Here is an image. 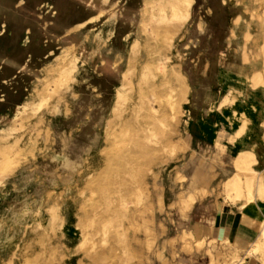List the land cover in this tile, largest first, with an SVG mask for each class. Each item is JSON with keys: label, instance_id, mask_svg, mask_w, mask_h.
Here are the masks:
<instances>
[{"label": "rangeland", "instance_id": "obj_1", "mask_svg": "<svg viewBox=\"0 0 264 264\" xmlns=\"http://www.w3.org/2000/svg\"><path fill=\"white\" fill-rule=\"evenodd\" d=\"M18 1L0 0V120L4 114L7 121L13 116L17 104L23 100L32 101L42 93L45 82L56 72L53 66L54 58L61 48L71 43L74 44L72 48L78 56L77 61L71 60L75 64L77 82L68 81L61 86V96L54 95L50 99L56 104L55 111L53 108L48 110L47 107L38 110L44 117L39 133L25 126L11 136L0 138V166L6 161L5 169L1 171L5 175L0 177V264H36V261L37 264H120L119 257L123 259L122 264H180V259L190 261L186 255L187 248L191 255L202 254L197 257V262L206 261L204 237L196 235L192 228L190 238L185 239L180 234L182 228L196 222V219H189L196 211L193 203L202 201L213 192L217 193L216 181L220 177H216L218 170L230 162V154L235 151L236 144L246 137V133L250 134V138H256L259 154L264 149L259 124L260 114H263L261 107H264L263 85H251L250 72L247 71L251 56H248L249 59L241 57L236 43L239 39L234 38L233 44H227L225 41L229 17L235 7H240L242 2L247 0H238L237 3L236 0H194L190 19L185 25L187 30L183 29L174 37L168 55L170 62H181L182 70L188 76L191 86L190 109L192 118L196 117L198 121L195 124L193 121L190 125L197 126L190 147L184 152H178L171 159L167 158L170 156L169 152L162 147L161 142L173 137L169 133L173 124L176 128H180L181 124L169 120L155 122V126L160 127V130L155 128L160 137L155 134L156 137L143 138L139 128L144 119H140L141 113H137L132 105L139 88L138 70L133 71L134 75L132 73L127 76L131 80V87L127 92L129 99L121 107L122 113L112 117L109 101L106 99L109 94L101 97V92L108 93L109 84L120 77V71L125 65L127 44H130L138 33L143 36L141 40H144V34L139 32L143 0H23L21 5H18ZM16 8L18 12L13 16ZM113 13L114 17L111 16ZM247 14H243V19ZM89 17L93 18L85 25L69 27ZM199 18H204L210 25L203 33L198 32L196 28ZM109 28H113L112 36L103 45L96 47L94 34L100 30L102 37ZM126 32L132 34L129 43L123 39ZM255 42L259 44L261 41L256 38ZM117 53L120 57H117ZM137 55L140 60L145 58L143 46ZM116 57L118 61L114 63ZM217 66L221 67L218 81ZM98 76L103 79L102 86H97L95 82ZM149 81L151 82V79L146 84H149ZM69 86L77 89L74 99L68 94ZM221 88L226 91L225 95L228 93L232 98V102L225 106L208 101V97L217 95L216 92L221 91ZM248 96L249 100H246ZM253 100L259 105L253 104ZM68 103L72 107L70 104L68 106ZM249 115H252L254 120ZM34 118L35 115L30 116L32 120ZM2 124L0 123V126ZM46 128L49 134L46 133ZM121 129L127 131L122 135L120 143L114 141L113 134ZM17 134L20 135L16 145L19 150L16 152L15 148L7 145L12 143L13 135ZM77 137H80V143H83L79 154L84 158L88 152L84 166H80V172H75V166L82 163V157L74 164L69 161L73 147H76L74 144L78 142L75 141ZM91 137L96 138V148L92 145ZM130 137H133V140ZM250 144L251 142L246 146ZM100 148L103 150L99 151ZM153 148L158 149L157 153L149 152ZM192 148L194 155L190 158ZM202 155L211 157L209 169L214 168L210 171L207 169L206 175L213 177V181L188 187L187 177ZM151 159L153 163L150 164ZM181 165H184L183 168ZM176 167L185 174L186 179H177L174 183L170 180V174ZM159 169L160 173H155ZM134 176L139 178L138 181H135ZM187 187L191 195L195 196L192 202L191 195L182 192L176 194L178 190ZM118 207L126 208L127 213L119 215L116 211ZM140 214L144 217L142 222ZM113 220L120 221L126 234L121 244L114 242V233L110 234L111 231L114 232L115 227L108 224ZM183 223L185 225H182ZM105 229H110L108 233L111 236L107 234V240L102 243V232ZM145 230H150V240L147 242ZM199 238H202L201 244H198ZM38 243L43 244L42 247ZM43 246H46L48 252L45 249L40 250ZM123 248L132 251V254H122ZM89 252L94 253L96 259L90 260L87 255ZM45 253L50 255H44ZM104 254L113 255V258L111 256V259L106 258L100 262L99 259Z\"/></svg>", "mask_w": 264, "mask_h": 264}, {"label": "bare ground", "instance_id": "obj_2", "mask_svg": "<svg viewBox=\"0 0 264 264\" xmlns=\"http://www.w3.org/2000/svg\"><path fill=\"white\" fill-rule=\"evenodd\" d=\"M22 1L23 0H19L18 1V5H21V2ZM237 2H239V1L236 0L235 3H237ZM13 3H14V1L12 2V4ZM143 3H144V7H143V10H142V19H141V23H140L139 32H140V34L141 33L144 34V40L143 41L141 40L143 38V36L139 35V33L135 37L132 36L133 37V40L131 41L130 44H127V55H126L125 65H124V67L122 66L123 69L120 71V77H119V79L116 80L115 82L111 83V85L109 84L110 91L108 93L107 92H104V91H102V92L100 91V92H101V97H103V98H104V96H106V94H107V96L109 94V96L106 99H107V102L109 101V108H110V112H112V117H113V115L114 116L115 115H119L120 113H122V112H120V110H121L122 105H124L123 103H126L127 100L129 99V95H127V92L130 90L131 80H130V78H127V76H131V74L133 73V71L138 70L139 71V78H140V79L138 78L139 79V88H138V90L136 92L137 93V96L135 97V101H134V103L132 105L135 108V111L137 113H138V111H139V113H141V115H142L143 118L141 117L140 119H144V121L142 123L143 125L142 126L139 125L140 126V128H139L140 131L139 132H142L141 134H143V136H144V137L143 136L142 137L143 138H146V139H149L151 136L154 137L155 134L157 136H159V133L158 134L156 133V129L155 128H157V127L155 126V122H159L160 123L162 121L169 120V121L175 122L176 124L177 123L181 124V127L180 128H176V126L173 124L172 128L169 130V133H171V135H173V137L167 138V139H165L164 142H161L162 147H165L168 150V152H169L168 155H170V156L167 157V158L168 159H171L173 156H175L176 154H178V152H184L188 147H190V141L192 139V134L189 131L190 129L188 128V126L190 127L192 110L190 109L189 93H190V90H191V86H190V82L188 80V76H187L186 72L184 73V71L182 70L181 62L180 61L170 62V56L168 55V51L171 49V46H172V42L174 40V37L175 36H178L182 32V30L185 29V25H186L187 21L190 19V12H191V8L193 6L194 0H143ZM17 8L14 10L15 12L12 13L13 16L14 15L16 16V14L18 12L17 11ZM245 12H247L248 14H247L246 18L243 19V14ZM5 14H6V12H5ZM111 16L114 17L115 14L113 13ZM92 18L93 17H89L86 20H83V21H80V22H76V23H74L72 25V28H74V27H81V26L85 25ZM229 18H230V21H229V25L227 24L228 25V30H227V34L225 36V41H226L227 44H229L230 42L232 43V40L234 38L235 39H237V38L239 39V41H237L236 43H237V48H238V50L240 52L241 57L242 58L245 57L246 59H249L250 57H248V56H251V58L248 61L249 62V68L247 70V71L250 72L249 73V75H250L249 76V79H250L251 85L254 86L256 84H261V85H263V88H264V0H247L245 3L242 2V5L240 7L237 6V7L234 8L233 13L231 14V16ZM207 22L208 21L204 20V18H199V20L197 21V23H196L197 26L196 27H197V30L200 33L201 32H204ZM107 27H109V26H107ZM92 28H94V27H92ZM185 30H187V29H185ZM100 33H101L100 30H98V32H96V34H94V38H95V40L97 42V43L95 42L97 44L96 47H98L99 45H103L106 42V40L109 39L110 36H112V34L114 32H113V28H109L102 37H101ZM122 34H124V33H122ZM1 35H2V33H1ZM131 35H130V32H126L123 35V39L126 40V43H129L128 40L130 39V36ZM87 36L88 35H86L85 37L87 38ZM89 36H90V34H89ZM182 36H184V34H182ZM63 37H65V36H63ZM181 38H179V39H181ZM256 38L260 39L261 42H259V44H257V42H255V39ZM4 39H5V36H4ZM88 39H86V40H88ZM3 42H5V41H3ZM57 44H59V43H57ZM2 45H5V44H2ZM73 46H74L73 43H71L69 45H66L65 47L61 48L60 53L58 55H56V57L54 58L55 59V62H54V64L52 63L53 66H55V71L56 72H55V74L51 75V77L49 78L48 81L45 82L43 91H42V93L40 95H37V97L35 99H33L32 101H26V100L24 101L23 100V102L17 104L16 107H15V111H14L13 116L10 119H8L7 121H6L5 115L4 114L1 115L0 123H3V124L0 126V138L11 136L12 134H14V132H16L17 130H19L20 128L25 127V126L28 127V128L34 129V130L37 131V133H39L40 128H41L40 125H41L42 119L44 117H43V113L40 112V111H38V110H40L41 107H47V109L48 108H53L54 111H55L56 110V104H53L50 101V99L54 95H56L57 97H60L61 94L59 95V93L62 90L61 89V86L62 85H65L68 81L77 82V79L75 78V73H74L75 72V68H74V65L75 64L71 60L72 59H75V61H77L78 60V56L74 53L75 51H73V48H72ZM77 46H79V45H77ZM141 46L144 47V52H145V58L143 60H140L139 56L137 55V52L141 49ZM184 48L186 49V47H184ZM100 52H101V49H100ZM177 54H178V50H176V55ZM2 55H4V54H1V56ZM117 57H120V55L118 53H117ZM117 57L115 58L114 63H117V61H118L117 60ZM219 62H220V60H219ZM219 62H218V66H219ZM76 65H77V63H76ZM218 66H217V73H216V79H217L216 81L219 80V76H220L219 73L221 71V69H220L221 67L219 68ZM243 66H244V64H243ZM205 68H206V66H205ZM224 71H225V69H224ZM133 75H134V73H133ZM157 76H159V78H157ZM244 76H245V74H244ZM150 79H151V82L149 81V84H146L147 81L150 80ZM95 82L97 83V86H99V85L102 86L103 85V79H102V77L101 76H98V78H96ZM262 90L264 91V89H262ZM68 91H69L68 94L70 93V95H71V97L73 99L76 98V96H77V89L75 90L74 88H72V87L70 88V86H69V90ZM79 92H80V90H79ZM225 92L226 91H223V89L221 88V91L216 92L217 95L209 96L208 97V101L215 102L218 106H223V105L225 106L227 103L232 102V98L228 95V93H226V95H225ZM6 99H7V97H6ZM246 100H249V96L247 97ZM0 101H2V100H0ZM69 104L70 103H68V106H69ZM70 106H71V104H70ZM261 109H262L263 114L262 115L260 114L259 124H260V129H261L262 141H263V144H264V107L263 108L261 107ZM5 111H7V110H5ZM31 115L32 116L35 115V118L33 119L34 121L32 119H30V116ZM68 116H69V114H68ZM110 118L111 117H109V120H110ZM129 118H131V117H129ZM134 120H135V114H134ZM130 121H132V120H130ZM109 123H111V121ZM109 123H108V127H109ZM130 123L132 125V122H130ZM156 125L158 126L159 124L157 123ZM82 128H84V127H82ZM104 128H106V127L104 126ZM130 128H131V126H130ZM158 128L160 130V127H158ZM105 130H104V132H105ZM134 130H135V128H134ZM45 131H46V133H48V128H46ZM126 131L127 130H125V129H123V130L121 129L120 132L116 133L115 135L113 134L114 141L115 140L116 141H120V139L122 138V135ZM162 131H163V129H161L160 132H162ZM136 132H138V131H136ZM76 133H77V131H76ZM90 134H92V133H90ZM19 135L18 134L17 135H13L14 140L12 141V143H10V144L7 145L10 148H15L16 152L19 150V148L16 147L17 141L19 139ZM134 135L135 134H133V136ZM161 135L163 137L164 136V133L162 132ZM28 136L29 135H27V137ZM100 136H102V135H100ZM134 137H136V136H134ZM79 138L77 140H75V141H78V142L74 144V145H76V147L75 146L73 147L74 150L72 151V154L69 156V161H71V164H72V162L74 164V162H76V160H78L79 157H82L81 159H83L82 160V163H79V164H77V166H75L76 167L75 168V172L76 171L80 172V166H81V168H82V166H84V163H85L84 160L86 159L87 153H88V152L86 153V156H84V158H83V156H81L79 154L80 150L82 149V144H83V143H80L81 142L80 141L81 139H79ZM130 138H131V140H133L132 139L133 137H130ZM23 139H25V138H23ZM157 139H160V138H157ZM137 140H139V138ZM151 140L152 139H150V143H151ZM91 141H92V145L96 148V145H97L96 138L95 137H91ZM156 142H157V140H156ZM20 143H22V141ZM120 143H121V141H120ZM119 144H118V146H119ZM131 144H133V142ZM143 145H144V143H143ZM135 147H136V145H135ZM254 147H255V143L254 142H251V144L249 146H244L242 148L240 147V149L237 150L236 153L233 156L230 157V159H231L230 166L229 167H223V170H222V172L220 174V177L217 176L219 178L216 181V185H218L217 186L218 187V190L222 194L221 195L223 197V200L222 201H224V202H230V203H234V204H236L238 201H240L241 202L240 205L242 206V205H245V204L250 203L256 197L257 198H263L264 197V164H263L262 167L260 166L261 168H256V166H255L256 164L255 163H256V160L257 159L255 158V155L256 154H254ZM88 150L90 151L91 148H89ZM102 150H103L102 148L99 149V151H102ZM136 150H137V148H136ZM157 151H158L157 148H155V149L153 148L152 151H149V152L150 153L151 152L152 153H157ZM96 152H98V151H96ZM193 152H194V149L192 148L191 149V152H190V158H191L192 155H194ZM136 154H137V152H136ZM145 155H144V157H145ZM210 158L211 157H209V156L208 157L207 156L205 157L204 155H202V157H199L198 158V161H196L195 164H194V169H193L192 173L188 177V187H193V186L198 185V184H201V183L207 184V183H210L211 181H213V179H212L213 177H208L206 175L207 169H209V167H211V164H210L211 162H209ZM126 159L128 160V158H126ZM146 159H147V157H146ZM7 160H8V158H7ZM111 160H112V158H110V162H112ZM211 161H213V160L211 159ZM263 161H264V149H263ZM5 162L6 161H4V163L0 166V177H1V175H3V176L5 175V174H3V172H1L6 167V163ZM88 162L90 163V161H88ZM105 162H106V160H105ZM107 162H109V161H107ZM130 162H132V161H130ZM214 162H216V161H214ZM151 163H153V159H151L150 164ZM86 166H87V164H86ZM183 166L184 165H181L180 167L183 168ZM176 168L177 169H175V170L173 169L174 171L170 174V180L172 182H174V183H175V180H177V179H180L181 180V178L182 179L185 178L184 173H182V171H180L178 169L179 167H176ZM213 168L209 169V171L212 170ZM138 170H137V172H138ZM70 172H71V170H70ZM155 173L159 174L160 173V169L157 170ZM115 175L117 176V174H115ZM133 175H134V173H133ZM112 178H114V176ZM132 179H134V178H132ZM135 179H136L135 181H138L139 178L137 179L135 177ZM113 180L115 182V178ZM183 181H185V180H183ZM188 187L186 189L178 190L176 194H179L180 192H182V193H187L188 195H191V192L187 190ZM194 199H195V196L191 195L190 196V202H192ZM255 205H256V202H255ZM263 207H264V205H263ZM116 211H117V213L119 215H124V214L127 213V209L124 208V207H118V209ZM142 212H144V210ZM50 214H52V213H50ZM143 220H144V217H143V215H141L140 216V222H142ZM39 222H41V221H39ZM20 225H23V224H20ZM40 225H37V227L40 226ZM108 225H113V227H115L113 229L114 232L111 231V233H110L109 232L110 229L109 230H106L105 229L102 232V236H103V237H101V240H103L102 243H104L105 240H107V236L108 235L114 233L115 236L112 235L114 238L116 237V240L114 239V242L116 241V243L118 242V243L121 244L125 240L126 234L124 232V229H123L120 221L119 220H113ZM46 227L48 228V226H46ZM113 227H109V228H113ZM260 227L259 228L261 229V231L259 232L260 234H259L258 238H256L257 240L255 242V248L259 249L260 251H263L264 250V225H261ZM33 228H36V227L33 226ZM39 228H41V227H39ZM30 230H31V228H30ZM32 232H33V230H32ZM45 232H44V235H45ZM39 233H40V231H39ZM145 233H146V242H147V241L150 240V238H149L150 237V230H145ZM191 233H192V230L190 229V227L182 228L181 229V232H180V234L182 235V237L185 238V239L190 238ZM28 234H30V233H28ZM35 235H38V234H35ZM28 236L29 235H27V238H28ZM30 236H32V235L30 234ZM46 236H47V234H46ZM25 237H26V235H25ZM48 237H49V234H48ZM29 241H30V239H29ZM198 241H199L198 244H201L202 238H199ZM208 241H209V242H207L208 244L205 241L206 246L204 248V254L207 257L206 261L197 262L196 261L197 257L199 255H202V254H198L197 256L196 255H191L190 252H188V248L186 247L187 248L186 249V251H187L186 255L188 256V258H190V261L187 260V259H180L178 262L180 264H233L234 262L237 261L235 259L236 256L234 254H231L228 251L227 252H222L221 250H218L216 248L213 249V242H214V239L213 238L212 239H209ZM27 242H26V244H27ZM106 242H108V241H106ZM226 243H228V240H226V238H225V245H227V246L230 247V245L229 244H226ZM36 244H37V241H36ZM38 244L40 245V243H38ZM29 245H30V243H29ZM42 245H40V246L42 247ZM45 247L43 246V248L40 249V250L45 249ZM101 247L103 248V245L102 244H101ZM19 248H21V247H19ZM11 249H12V247H11ZM36 249H37V247H36ZM95 250H97V249H95ZM36 251L37 250H35V252ZM116 251H114V252L116 253ZM101 252H100V254H101ZM122 252H124V253H122ZM122 252H120V253H122L124 255L125 254L127 255V253H128V255L130 253L132 254V251L128 250L127 248L124 249V251H122ZM49 253H45L44 255L48 254V256H49L50 255ZM249 254H251V253H249ZM12 255H14L13 252H12ZM87 255H88V258L89 259L90 258L92 260H94V258L96 259V257H94L95 256L94 253L89 252ZM111 256L113 258V255L104 254V255H101V258L99 260H100V262H102L101 260H105L106 258L111 259L110 258ZM133 257H134V255H133ZM115 258H117V257H115ZM34 259H37V257L34 258ZM118 259L120 260V264H122V260L123 259L121 260L120 257ZM44 262H47V261H44ZM31 263H33V262H31ZM7 264H8V262H7ZM36 264H37V261H36ZM45 264H47V263H45ZM81 264H83V263L81 262ZM95 264H96V262H95ZM102 264H105V263H102ZM106 264H108V262Z\"/></svg>", "mask_w": 264, "mask_h": 264}, {"label": "crops", "instance_id": "obj_3", "mask_svg": "<svg viewBox=\"0 0 264 264\" xmlns=\"http://www.w3.org/2000/svg\"><path fill=\"white\" fill-rule=\"evenodd\" d=\"M72 25H69V27L71 28ZM207 27H210L209 22H207L205 29ZM253 104L259 105L256 100H253ZM250 117L252 120H254L252 115ZM193 121L195 124L198 119L196 117L192 118L191 116L190 125ZM189 128L193 138L197 126L193 125ZM249 136L250 134L246 133V137L242 138L240 142L236 144L237 147L235 151L230 155L233 156L236 151L240 149V147L242 148L248 143L254 142V154H256L255 158L257 159L255 166L256 168H261L264 164L263 151L261 154L257 152V144L255 142L256 138L253 136L250 138ZM230 163L231 159L230 162L224 167H229ZM222 170L223 167H220L218 170L219 172L217 173L219 175L217 176H220ZM221 195L222 194L217 188V193L213 192L211 195H207L202 201H195L193 204L196 206V211L192 216L189 215V219H196V222L191 223V226L189 225V227L193 229L196 235H202L206 243L209 242V239L213 238L216 249L221 250L222 252L228 251L231 254H234L237 261L233 264H264V250L260 251L259 249L255 248V242L257 240L256 238H258L260 234L259 232L261 231L260 226L264 225V197H256L250 203L241 206L240 201H238L236 204L222 201L223 197ZM182 225L185 224L183 223ZM225 238L228 240V243L226 244H229L230 247L225 245Z\"/></svg>", "mask_w": 264, "mask_h": 264}]
</instances>
